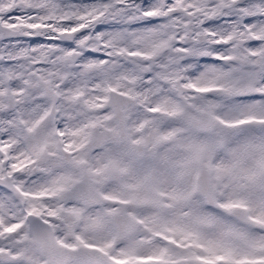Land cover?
Here are the masks:
<instances>
[{
  "label": "snow or ice",
  "instance_id": "6c2138e0",
  "mask_svg": "<svg viewBox=\"0 0 264 264\" xmlns=\"http://www.w3.org/2000/svg\"><path fill=\"white\" fill-rule=\"evenodd\" d=\"M0 264H264V0H0Z\"/></svg>",
  "mask_w": 264,
  "mask_h": 264
}]
</instances>
